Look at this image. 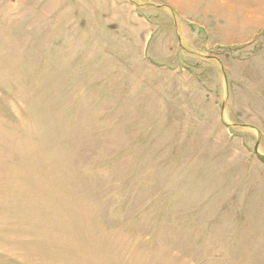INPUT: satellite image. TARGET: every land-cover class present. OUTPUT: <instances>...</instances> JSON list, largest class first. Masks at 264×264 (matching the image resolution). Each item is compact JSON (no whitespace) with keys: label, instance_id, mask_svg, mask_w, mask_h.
Listing matches in <instances>:
<instances>
[{"label":"rangeland","instance_id":"obj_1","mask_svg":"<svg viewBox=\"0 0 264 264\" xmlns=\"http://www.w3.org/2000/svg\"><path fill=\"white\" fill-rule=\"evenodd\" d=\"M221 1L0 0V264H264V0Z\"/></svg>","mask_w":264,"mask_h":264},{"label":"crops","instance_id":"obj_2","mask_svg":"<svg viewBox=\"0 0 264 264\" xmlns=\"http://www.w3.org/2000/svg\"><path fill=\"white\" fill-rule=\"evenodd\" d=\"M257 1H259V0H257ZM229 2V0H224L223 1V3H222V1H221V3L222 4H224V7L227 5V3ZM221 9H223V8H221ZM223 13V12H222ZM246 21H249V22H254V23H256L257 25H260L259 27H257V25H256V27H253L249 32H248V35H250L251 34V37H250V39L249 40H247V41H251L252 39H254L255 37L257 38L263 31H264V29H263V27H262V25H264V18H262V19H260V18H258L257 17V14H251V15H249V17H248V20H246ZM258 29V30H257ZM224 31H225V29H224ZM234 34H236V33H234ZM256 35H258V36H256ZM255 40V39H254ZM254 40H252V41H254ZM226 48H229V47H233V46H225Z\"/></svg>","mask_w":264,"mask_h":264}]
</instances>
